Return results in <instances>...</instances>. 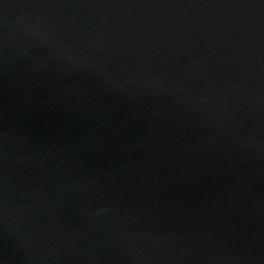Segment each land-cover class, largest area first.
I'll return each instance as SVG.
<instances>
[{
  "label": "water",
  "instance_id": "1",
  "mask_svg": "<svg viewBox=\"0 0 264 264\" xmlns=\"http://www.w3.org/2000/svg\"><path fill=\"white\" fill-rule=\"evenodd\" d=\"M5 1H7V0H0V5H1L2 3H4Z\"/></svg>",
  "mask_w": 264,
  "mask_h": 264
}]
</instances>
